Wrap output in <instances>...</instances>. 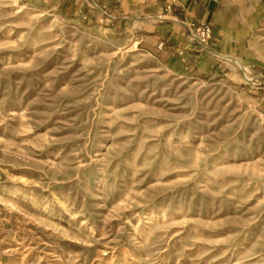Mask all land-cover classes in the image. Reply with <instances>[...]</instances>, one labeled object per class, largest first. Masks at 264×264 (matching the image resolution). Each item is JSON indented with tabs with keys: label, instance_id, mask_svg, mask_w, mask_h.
<instances>
[{
	"label": "rangeland",
	"instance_id": "1",
	"mask_svg": "<svg viewBox=\"0 0 264 264\" xmlns=\"http://www.w3.org/2000/svg\"><path fill=\"white\" fill-rule=\"evenodd\" d=\"M74 1L0 0V264H264V0L172 69Z\"/></svg>",
	"mask_w": 264,
	"mask_h": 264
},
{
	"label": "crops",
	"instance_id": "2",
	"mask_svg": "<svg viewBox=\"0 0 264 264\" xmlns=\"http://www.w3.org/2000/svg\"><path fill=\"white\" fill-rule=\"evenodd\" d=\"M171 1L164 0L163 4H158L156 0H75L74 4L79 9L83 2L86 3L87 16L103 14L116 17L121 22H127L126 19L136 22L138 46L145 53L157 57L168 69L204 63L203 52L217 51L220 47V44L216 48L212 45L219 41L217 34L223 30L224 8L218 6L223 5V1L173 0L171 10H165ZM145 10L150 11L145 18H140ZM159 14H163V20H157ZM198 21L212 25L213 36L207 46L208 51L199 48L186 36L184 23ZM159 42H164L163 49H158Z\"/></svg>",
	"mask_w": 264,
	"mask_h": 264
},
{
	"label": "built area",
	"instance_id": "3",
	"mask_svg": "<svg viewBox=\"0 0 264 264\" xmlns=\"http://www.w3.org/2000/svg\"><path fill=\"white\" fill-rule=\"evenodd\" d=\"M173 0L166 4L165 10H171ZM157 20H163V14L156 16ZM187 38L195 43L202 50H207V46L212 39L213 29L212 25L206 21L188 22L184 23ZM158 49L164 48V42H159Z\"/></svg>",
	"mask_w": 264,
	"mask_h": 264
}]
</instances>
